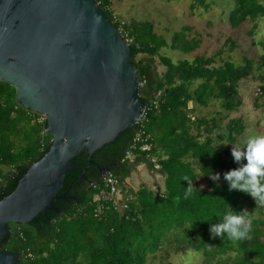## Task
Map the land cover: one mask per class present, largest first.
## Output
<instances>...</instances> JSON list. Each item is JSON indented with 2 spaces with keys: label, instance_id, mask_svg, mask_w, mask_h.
I'll use <instances>...</instances> for the list:
<instances>
[{
  "label": "trees",
  "instance_id": "trees-1",
  "mask_svg": "<svg viewBox=\"0 0 264 264\" xmlns=\"http://www.w3.org/2000/svg\"><path fill=\"white\" fill-rule=\"evenodd\" d=\"M97 1L134 50L140 93L147 105L135 130L125 131L93 157V161H98L101 153L114 155L111 172L120 180L119 198L111 197L110 188L100 177L79 194V203L71 206L58 199L56 204L63 211L60 215L49 211L52 221L41 214L31 224L12 223V232L4 239V245L23 255L17 264H154L159 252L166 253L160 264H173L165 261L175 254L170 253L173 247L176 253L193 250L203 256L201 264H264V218L253 211L258 205L250 194L230 191L223 178L225 171L239 166L226 147L244 133V122L233 120L221 128L219 119L225 117L224 111L220 110L223 115H195L198 107L209 106L213 99L220 101L229 113L238 109L243 103L241 82L255 74L257 68L264 67V55L258 66L249 57L244 58V64L232 60L218 63L223 49L209 57L196 55L175 61L162 49L170 47L190 54L201 44L200 38L191 37L190 26L176 31L169 43L155 31L153 23L137 20L122 23L114 14L113 0ZM191 1L192 11L210 7L208 0ZM260 1L236 0L229 14L232 26L239 27L248 19L256 21L264 16ZM225 44L231 49L236 46L233 39ZM160 63L165 67L163 73L159 70ZM260 80L257 95L262 96L264 75ZM41 118L44 117L18 104L15 87L0 82V201L5 192L15 190L29 166L50 149L52 135L47 132V120L41 122ZM138 130L149 136V152H143L140 146L133 149ZM131 150L133 159H127ZM87 157L84 153L74 160L60 194L82 176ZM152 158H156L163 171L164 186L155 189L142 182L139 189H132L133 193L125 198L120 190L123 181L128 183L132 171H137V164L139 168ZM211 169L221 174L219 182L202 175ZM186 175L190 178L202 175L193 177V194L187 199L189 182L183 180ZM201 178L207 180L205 186L199 183ZM245 208L252 225L250 239L213 238L210 228L219 222L218 213ZM38 225L47 230L40 232Z\"/></svg>",
  "mask_w": 264,
  "mask_h": 264
},
{
  "label": "water",
  "instance_id": "water-1",
  "mask_svg": "<svg viewBox=\"0 0 264 264\" xmlns=\"http://www.w3.org/2000/svg\"><path fill=\"white\" fill-rule=\"evenodd\" d=\"M133 54L97 0H0V82L15 87L21 107L46 117L52 135L0 201V264L23 258L4 245L12 223L62 213L56 201L70 197L60 192L78 156L88 154L91 165L97 151L136 129L147 105Z\"/></svg>",
  "mask_w": 264,
  "mask_h": 264
},
{
  "label": "rangeland",
  "instance_id": "rangeland-1",
  "mask_svg": "<svg viewBox=\"0 0 264 264\" xmlns=\"http://www.w3.org/2000/svg\"><path fill=\"white\" fill-rule=\"evenodd\" d=\"M260 2L264 5V0ZM191 3V0H113V9L114 14L122 23H129L133 20L153 23L155 31L165 36L169 43L176 31H182L184 27L190 26L192 28L191 37L200 38L201 44L196 51L190 54L172 50L170 47L162 49V53L170 55L175 61L185 58L192 59L196 55L209 57L223 49L222 58H217L218 63L232 60L236 64H244V58L249 57L254 58L256 66H258L264 55V16L258 17L256 21L248 19L239 27H233L229 20V13L236 6V0H208L207 3L210 7L206 9L201 6L195 11L191 10ZM229 39H233L235 42L234 49L225 44ZM159 70L162 73L165 70L161 63ZM263 75L264 67L261 66L256 69L255 74L241 82L240 95L243 103L235 111L227 112L221 106L220 101L213 99L209 106L198 107L195 115L199 117L216 113L223 115L220 111L222 110L225 117L219 119L221 128L229 125L233 120L241 119L244 122L245 131L238 136L239 142H243L250 135L264 133V95H257L262 83L260 77ZM254 76L258 77L254 78ZM257 98L258 101H256ZM233 146L234 144L227 143L226 150L232 152ZM143 159L147 160V158ZM145 162L146 164H142L139 168L137 164V171H132L128 183L123 181L120 186L125 198L133 193L132 189H139L142 182L155 189L164 186L163 171L155 166L152 167V161ZM244 162L246 163V161ZM131 166L134 168V162ZM199 183L205 186L207 180L201 178ZM253 211L264 218V206L255 207ZM191 251L193 250L176 253L173 247L170 253L174 252L175 254H170L165 261L173 264H201L204 257ZM165 256V252H159L156 259H153L154 264H160Z\"/></svg>",
  "mask_w": 264,
  "mask_h": 264
},
{
  "label": "clouds",
  "instance_id": "clouds-1",
  "mask_svg": "<svg viewBox=\"0 0 264 264\" xmlns=\"http://www.w3.org/2000/svg\"><path fill=\"white\" fill-rule=\"evenodd\" d=\"M232 143L234 144L232 156L239 166L223 173L229 190H239L250 194L258 206H264V133H256L248 136L243 142ZM205 174L216 182L220 180L221 174L212 169L211 172L202 175ZM202 175L191 178L187 175L183 177L184 181L189 182L186 187L185 199L193 194V177L200 178ZM217 216L219 222L211 224L210 228L213 238L224 239L226 237L230 241L250 239L252 225L246 208L242 210L226 209L222 213H218Z\"/></svg>",
  "mask_w": 264,
  "mask_h": 264
},
{
  "label": "flooded vegetation",
  "instance_id": "flooded-vegetation-1",
  "mask_svg": "<svg viewBox=\"0 0 264 264\" xmlns=\"http://www.w3.org/2000/svg\"><path fill=\"white\" fill-rule=\"evenodd\" d=\"M106 148V147H105ZM95 155V154H94ZM114 158V155L111 152H107L105 154H100L98 161H94L95 163L93 164H86V167L81 174L82 176L79 177L76 183L70 185V189H67L66 192L70 196L69 198H64V199H59L60 203L68 202L69 205H74L75 202L79 203L78 201V196L79 194H82L86 192L89 189V186L92 185L95 181H97L101 177V172L100 169L110 170L112 171V159ZM85 165V163H82ZM116 166H118V163H115ZM104 171V172H105ZM65 193V192H64ZM77 198L74 199V198ZM59 209L62 210V208L58 205ZM63 211V210H62ZM45 214L44 216H47L49 218V212L42 213ZM38 230L40 232H45L47 230V227L39 226L38 225ZM19 253V252H18Z\"/></svg>",
  "mask_w": 264,
  "mask_h": 264
},
{
  "label": "built area",
  "instance_id": "built-area-1",
  "mask_svg": "<svg viewBox=\"0 0 264 264\" xmlns=\"http://www.w3.org/2000/svg\"><path fill=\"white\" fill-rule=\"evenodd\" d=\"M146 110L144 112L145 116ZM44 118H41L40 120L43 121L46 119L45 116ZM133 149H137L138 146H140L141 150L143 152H149L151 149V145L149 142V136L146 134L144 130H138L134 136L133 140ZM127 159H133V151H128L126 155ZM153 165L157 168H159V163L157 162L156 158H152ZM103 180L105 182V185L110 188V195L112 198L118 199L119 195V189L118 185L120 184V180L115 177V175L112 172H108L105 176H103Z\"/></svg>",
  "mask_w": 264,
  "mask_h": 264
},
{
  "label": "crops",
  "instance_id": "crops-1",
  "mask_svg": "<svg viewBox=\"0 0 264 264\" xmlns=\"http://www.w3.org/2000/svg\"><path fill=\"white\" fill-rule=\"evenodd\" d=\"M233 9H234V8H233ZM230 12H231V11H230ZM229 14H230V13H229ZM144 164H146V162H145ZM140 166H141V165H140ZM140 166H139V167H140Z\"/></svg>",
  "mask_w": 264,
  "mask_h": 264
}]
</instances>
